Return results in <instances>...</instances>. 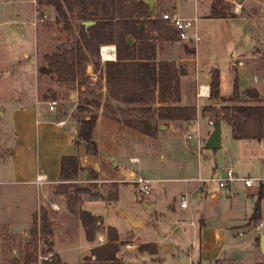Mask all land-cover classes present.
I'll use <instances>...</instances> for the list:
<instances>
[{
    "label": "rangeland",
    "instance_id": "rangeland-1",
    "mask_svg": "<svg viewBox=\"0 0 264 264\" xmlns=\"http://www.w3.org/2000/svg\"><path fill=\"white\" fill-rule=\"evenodd\" d=\"M39 2L40 0H0V23L10 22L8 26L11 28L8 41L3 40L0 32V264H24V257L27 252L32 254L31 264H43L48 258H55L56 253H51L56 249L48 244H40L38 234H40L43 218L39 215L40 203L41 207L46 209L44 213L40 214H49V224H59L60 230H66V232L71 230L68 227L67 229L62 227L60 219L66 218L68 220L71 218L70 222L73 223V228L79 222L76 217L69 215L64 197L59 198L62 205H59L58 210H54L53 205L55 204L40 202L42 198L40 194L42 196V193L47 191L46 188L10 183V177H8L14 142V130L8 114L11 105L17 104L15 101L27 94L30 97L33 95L42 102L58 101V109L63 110L66 105H70L67 102L72 101L71 94L75 89L70 84H58L49 74H43L40 71L42 67L46 66L45 56L53 51L56 44H59L56 38L63 42L66 39V34H61L56 27L57 13L55 9L41 5ZM153 2L156 18L165 20L163 16L170 14L182 18L197 19L196 25L201 41L186 40L181 41V43H186L195 49L199 44L194 67L200 75L198 82L207 83L210 73L219 70L223 75L221 92L223 95L231 94L228 98L223 99L228 100L232 97L234 79H238L239 71H236L235 77L228 69L235 65L236 70H240L239 62H244V60L238 59L239 54L253 46L256 38L258 39L257 49L260 48L264 54V0H222L223 6H227L231 13L243 17L237 19H211L209 16L214 0H153ZM16 8L25 9L27 15L23 16L21 13L16 15L14 13ZM5 15L8 17L4 18ZM22 24L27 25L22 26ZM32 28L45 38L39 44L36 41V46L32 45L25 50L22 42L27 39V32L22 31H30ZM52 37L53 39H51ZM260 39L263 40L262 45ZM24 51L28 52L27 56L23 55ZM256 54H254L255 57L258 56L256 59L245 61L243 69L248 76L253 75L254 77L255 74H258V90L260 95L262 94V103L264 104V58H260L258 52ZM191 78L192 76L189 80H184L186 101L190 98V95L187 94V86ZM251 85L248 83L247 87L249 88ZM240 90L242 89L240 88ZM224 100L219 102L221 104H235ZM212 102V99L211 103L208 99L199 100V104L202 106L212 104ZM247 103L255 104L253 101ZM89 110L95 111L92 108ZM77 114L81 117L87 115L81 114L78 107L75 109L74 115ZM213 117L214 115L209 113V120H214ZM40 120L42 119L40 118ZM209 126L208 121L200 117L196 126L189 132H185L186 135L175 136L167 132L170 129L164 131L159 129L155 138L130 136L121 146L120 152L104 154L106 161H104L105 165L101 176L107 178L108 182L117 181L115 177H123L121 171L124 162H128L129 159H142L141 168H139L140 175L127 177L125 185H121L120 188L118 184H115L116 188L119 189L117 199L113 200L110 196L116 189L113 184L99 182L90 184L85 180V173H82L78 178L76 184L79 187H88L92 192L95 191L100 195L105 193L109 201H112L109 202L110 205L108 206L103 201H99L101 196L97 199L98 204H102L98 206L100 208L98 212L104 214L105 210L102 207L108 208L110 217L106 221V217L103 215L104 223L107 222L112 227L114 225L128 227V220L120 218L122 216L119 215L124 210L133 219L143 221V229L126 232L117 243L121 264H142V260L141 263L139 262L141 258L140 249L146 248V250L153 251L155 248V244H145L144 242L147 240L157 242L163 249L169 250V252L163 253V264H192L188 255L194 241L191 215L185 212L181 215V211L170 214L172 210L174 211V205L180 208L181 196L184 194H188L190 207L196 211L193 215V220L196 219L194 220L195 223L198 222L199 213L204 210H213L218 215L221 213L222 217L225 218L228 216L232 218L243 217L251 209L255 210L259 198L258 193L262 186L264 194V140L262 142L236 140L232 135L231 126L225 123L222 125L224 148L221 150H210L205 147L200 149L196 137L200 136L205 140L208 130L210 131ZM181 131L184 133V128ZM189 135L195 138L189 140ZM162 155L164 158H161ZM140 159L137 161L138 164ZM113 162L120 165L115 169L112 165ZM227 162L232 163L239 177H250L255 182L253 187H247L242 182L236 183L238 195L235 202L223 200L221 205L213 206L210 201L206 203L195 188L199 185L198 182H201L200 179H210L217 168L216 175H218L220 169ZM135 168L137 167L132 165L125 171L132 172L136 170ZM112 172L115 174L114 176ZM141 177L150 180H162L164 186H161L160 183H153L152 192L146 194L142 191L141 184L138 183V179ZM201 183L207 184L209 196L215 193L223 195L227 193L226 190L220 189L217 182ZM83 198L82 202L86 207L85 209L91 207V200L86 196ZM142 201L155 202L157 207L154 210L144 209L140 205ZM260 207L262 219L254 218L253 211L235 228L238 235L249 233L238 246L239 252L245 260L243 264H251L255 259L252 243L257 234L258 252L264 260V255L259 249L260 236L264 233V196L261 199ZM50 210H53L56 215H53ZM32 213L34 215H31ZM59 214L61 216L58 217ZM180 215L181 218L178 221L186 223L182 224V228L186 231H182V236L172 234L170 236L172 239L166 241L161 236L162 232L170 234L172 231H176V222L170 219ZM209 221L219 223L221 219L216 221L212 218ZM101 235L103 236V234L96 236L95 245L102 244ZM81 236H83L82 233L79 232L78 234V230H75L72 246L67 245L65 248L64 255L69 257L72 264H81V259L85 255L84 250L80 249ZM196 247L195 245V249Z\"/></svg>",
    "mask_w": 264,
    "mask_h": 264
},
{
    "label": "crops",
    "instance_id": "crops-1",
    "mask_svg": "<svg viewBox=\"0 0 264 264\" xmlns=\"http://www.w3.org/2000/svg\"><path fill=\"white\" fill-rule=\"evenodd\" d=\"M14 13L16 15H19L20 13L23 16L27 15V11L23 8L14 9ZM181 14L183 15V13ZM7 17L8 15L4 16V18ZM237 18H243V17H237ZM83 23L84 22H82L81 24L84 25ZM9 24L10 22H4L3 24L0 23V32L2 33L3 40L6 41H8V37L10 35L9 32L11 31V28L8 26ZM23 25H27V24H22V26ZM93 25H95V22ZM56 27L58 28L61 34H66V39L65 41L62 42L59 38H56L59 44L58 45L56 44L53 51L48 55H51L57 52L58 50H62L64 48L73 47L79 32V28L77 24L74 25L73 31H65L63 29V25L61 23H58L57 21H56ZM85 27L88 28L90 26H85ZM22 32H27L26 35L27 39H25L24 42H22L23 48L25 50L29 49L30 46L32 45L36 46V41L39 44V42L43 41V39L45 38L43 35L35 32L33 28L30 29V31L24 30ZM150 35L153 38L151 42H153L156 47L155 50L156 63L173 62L176 64L178 68H184L187 72L186 75H183L180 78L181 101L176 105L181 107H194L196 108L197 111L196 117L192 121H187V122L180 121V122L168 123L166 121L158 120L159 129L162 131L170 129L169 131H167L168 133L175 136H180V135H186L185 132H189L191 129H193L198 122V118L200 117H203L205 120H207L209 124L208 115L211 112H206L205 108L216 106L217 109H220L225 104H221V102L213 100L214 103L212 102V104L202 106L201 104H199V100L208 99L210 100L211 103V98H210L211 82H212V77L215 73H219L220 75L221 98H228L231 95V94L223 95L221 92L222 81H223L222 73L219 72L218 69H215L218 71L215 73H213L212 71L210 73L209 81L207 83H199L198 81L200 75L198 74V70L194 68L199 44L197 46V49H195L194 47H190L186 43H181L182 40L180 39L175 42L165 41L161 37H159L160 35L156 31L150 32ZM53 37L51 39H53ZM127 42L130 45H134L135 43H137L136 39L131 35L127 37ZM257 43H258V39L256 38L255 44L253 46H250L249 49L239 54L238 59L244 60V62H239L240 70H236L235 65L228 69L231 70V73L234 76L235 73L237 75V72L239 71L238 80H239V86L242 89L241 91H245L246 89L249 88H255L258 90V84H259L258 74H255L254 77L253 75L248 76L245 74V70L243 69V64H245V61L250 59H256L258 57V56L256 57L254 56V54H256L257 52L259 53L260 58H264V54L260 50V48L257 49L258 47ZM260 43L262 45L263 43L262 39H260ZM23 55L27 56L28 52L24 51ZM117 61H118V56H117L116 45L114 44L102 45L100 47L99 56L96 58L91 56L90 62L86 66L85 77L87 80L85 81V84L80 86L79 78H77V80L74 83L70 84L74 86L75 89L73 94H71L72 101L71 102L69 101V103L67 102V104L70 105L69 106L66 105V107L64 108L65 110L64 109L59 110L57 105L56 109L51 111L49 108V103L42 102L39 99H36L33 95L30 97V95L27 94H24L23 96H21V98L17 99L15 101L17 102V104H13L11 105L12 107L9 108L8 114L10 116L12 127L14 130V142H13V148H12L13 150L11 155L12 156L11 167L8 174V177H10L9 182L16 183L19 185H27V186L29 185L42 186L41 188L43 189L46 188L45 190L47 191H44V193H42V196L40 194V197H42L40 199V202L43 201L46 204H49V202L50 204H55L53 205L54 210L59 209V205H62L60 203L61 200L59 198L64 197L69 215L76 217L79 220V222H77V224H75L73 228L72 225L73 223L70 222L71 218H68V220H66V218L60 219V221L62 222V224L60 223L62 227H65L66 229L68 227V229H71L69 232H66V230H64L65 231L64 232L63 230H60L61 228L59 224H55V223H51V225L49 224V214H43V215L40 214V213H44V210L46 209H44L43 206L41 207V203L39 204L40 206L39 215L41 218L43 217L41 220L40 234H38L40 244L42 245L48 244L53 249H56L55 251H53V253H51V254L56 253L55 258H51V259L48 258L45 261L48 262L49 264H72L71 260H69V257H66L64 255L65 254L64 252L66 250L65 248L67 247V245L72 246L74 242L75 230H78V234L80 232V234L82 233L83 235L80 238V240H82L80 244L81 245L80 249L84 250L85 255L81 259L82 260L81 264H85L84 260L92 256L93 249L113 243L110 241L108 237L109 228H113L117 232L119 237V240L115 242L117 244L120 241V239H122V235L125 234L126 232L138 231L140 229H143L144 227L143 225L142 227L135 228L130 224L129 221H128L129 223L128 227L126 226L120 227L115 225L112 227L109 226L107 222L104 223L102 216L105 215L106 221H108L110 215H108V211H107L108 208L104 206L102 208L105 210V213L103 214L102 212H98L100 209L98 206L102 205V204H98V202L103 201L108 206L112 202L109 201L107 194L105 195V193L100 195L94 191L93 193L96 195L95 197L80 195L79 197L80 203L79 205H77V209H76L77 212L73 213L71 211V208L69 206L65 194L59 193V191L57 190L58 185L64 184L63 181L61 180V162L63 157L65 156H78L82 168L91 169L95 172V174L98 176V178L95 180L90 179V176L88 174L86 173L84 174L85 180L88 181L90 184H92L93 182H99L102 184L109 183V184H113L115 188H116L115 184H118L120 188L121 185H125L124 184L126 182L125 179L127 178V175L131 173L125 171L126 168L130 166L132 167V165L137 167L135 168L136 170L132 172H136V175H140L139 168H141L140 164H142V159L139 158L140 162L138 164L137 161L139 159L136 158V159H129L128 162L127 161L124 162V165L122 166L123 169L121 171L123 177L121 178L115 177L117 181L108 182L109 180L107 178L105 179L101 176V173L105 165L104 161H106V157L104 154L120 152L121 146L125 144V141L130 136L131 137L146 136L140 133L139 131L128 127L123 123V121L125 120L139 118L141 116L139 109H141L145 105L127 103L120 98L113 97L110 94L108 78H107L108 76L107 67L105 66V64L116 63ZM191 76L192 78L187 86V94L190 95V98H188V101H186L185 92H184V80L185 79L189 80ZM235 80L236 78L234 79V82ZM248 83L252 84L251 87L249 88L247 87ZM59 88L61 89L60 86ZM88 104H100V107L95 108ZM156 104H157L156 106H161V103H159L158 101V91H157ZM80 106H87L88 108H92L95 110L93 112L96 113L97 115V123L93 132V138L98 145V149L101 156L89 155L87 153V145L85 143H81V144L77 143L76 132L79 126V120L81 116L78 114L75 116L74 114H75V109L77 107L79 108ZM40 118L42 120H40ZM225 123L226 122L224 120H221V128L222 125ZM183 128H184V133H182L183 131H181ZM209 128L210 131L208 130V134L205 137L206 142L213 132V128L211 126H209ZM222 141H223V137H222ZM161 158H164V155H162ZM114 168L116 169V167ZM217 169L214 170L215 174L217 172ZM112 175L114 176L115 174L112 172ZM38 178H41L44 181L41 184H39ZM108 178H112V177H108ZM153 181L154 183H160L161 186H164L162 180L157 179ZM198 183L199 185H197L195 188L196 192L199 193L202 199H205L206 203L210 201L211 205L213 206L218 204L221 205L220 203H222L223 200L234 203L238 195V188L236 183H234L231 187L227 189H223L226 190L227 192L226 195L215 193V194H211V196H209V192L207 191L208 189L207 184L205 185L202 184L201 182ZM201 188L203 189L201 190ZM113 194H117L119 196V189L116 188L115 192L111 193L110 196H112ZM85 196L88 197L89 200H91L90 203L92 204L91 207H88L87 209H85L86 207L82 202L84 199L83 197ZM98 197L100 198L99 201L97 200ZM143 202L145 201H142L140 205H142ZM148 203L152 204L155 202L148 201ZM81 206L84 211L90 212L93 216L99 217L103 223L101 229L97 231V233L93 236L92 241L87 240L85 228L79 216ZM156 207L154 209H156ZM144 209L154 210L148 208H144ZM179 211H181V215H183L184 212L190 213L191 215L190 220L192 221L191 225L194 227L193 230L194 241L191 249L188 251V255L192 260L191 262L192 264H243L244 263L245 261L244 257L243 255L240 254L239 252L240 249L238 248V246L241 245L242 240L249 233L238 235L235 228L237 224L243 221L245 217L251 215L254 209H251L248 214H245V216L239 218L237 217L232 218L229 216L225 218L222 217L221 213L218 215L213 210H209V211L204 210L199 213V219L197 220L198 221L197 223H195L194 221L196 219L193 220V215L196 213V211L190 207V202L187 208H182L181 205L180 208H177L174 205V211L172 210L170 214L172 215V213H178ZM50 212L53 215H56L53 210H50ZM31 215H34V213H32ZM119 215L122 216L120 218L127 219L126 215L129 214H127L126 212V215H122L120 212ZM181 215L179 217H173L170 219L176 222L175 223L176 231H172L170 234H167L166 232L165 233L162 232L161 236L164 239H166V241L172 239L170 237L172 234H180L179 236H182L181 235L182 231H186L185 229L182 228V224L184 225L186 223L185 222L182 223L181 221H178L181 218ZM59 216L61 215L59 214L58 217ZM212 218L216 219V221L217 219H221V221L219 223H214V222L212 223L209 221ZM261 219H262V215H261ZM98 234H103V236L101 235L102 244L95 245L94 244L95 238ZM257 236L258 234L255 235L253 238L252 250H254L253 254H255V259L252 261L251 264H257L264 261L258 252V247L256 244ZM144 243L153 244V245L155 244L154 246L157 249L154 248L153 251L140 249L141 258L139 259L140 260L139 262L141 263L142 260V264H163V260H164L163 253L169 252V250L165 248L163 249L157 242H152L147 240ZM195 245L197 246L196 249H195ZM117 256L119 260V253L117 254ZM92 259L94 260L95 257L93 256ZM119 264H121L120 260H119Z\"/></svg>",
    "mask_w": 264,
    "mask_h": 264
},
{
    "label": "trees",
    "instance_id": "trees-1",
    "mask_svg": "<svg viewBox=\"0 0 264 264\" xmlns=\"http://www.w3.org/2000/svg\"><path fill=\"white\" fill-rule=\"evenodd\" d=\"M149 0H40L39 4L53 7L57 13L58 23L63 25L65 31H73L78 23L79 32L73 47L64 48L46 55V66L40 71L49 74L60 84L74 83L80 79V86L85 84L86 66L90 57H98L102 45L114 44L117 47L118 61L106 63L107 78L110 94L115 98L131 104L145 105L139 112L141 116L136 119L125 120L123 123L140 133L155 138L159 131L158 120L168 123L192 121L197 114L194 107H181L180 78L186 75L184 68H178L173 62L155 61V44L150 32L156 31L163 40L175 42L179 40L178 31L162 18L154 15V4ZM222 0H214L211 7V19H234L235 14ZM93 21L95 25L86 28L82 22ZM133 36L137 43L130 45L127 37ZM158 101L161 106H156ZM239 80L234 82L233 95L228 100L220 96V75L215 73L212 77L210 98L214 101H228L235 104H225L220 109L205 108L206 112L217 114L231 126L232 134L236 140L262 142L264 140V104L259 91L249 88L240 92ZM253 101L255 104H248ZM99 108L100 104H88ZM156 106V107H155ZM81 114L76 132L77 143L87 145V153L101 156L98 145L93 138L97 123V115L87 106L78 108ZM86 112V113H85ZM82 173L97 179L98 176L91 169L81 167L78 156H65L61 162V180L64 184L58 186L59 193L65 194L73 213H76L80 203V195L95 197L88 187H79L76 182ZM258 201L254 210V218L261 219V199L263 187L258 193ZM111 197L117 199L118 195ZM88 241L101 229L103 223L99 217L84 211L82 206L79 213ZM111 242L105 246L92 250V256L86 258L85 264H119V240L113 228L108 229ZM156 248V247H155ZM146 248H142L145 250ZM157 249V248H156ZM157 252V251H156ZM95 257L93 260L92 257ZM32 254L27 252L24 264L32 263ZM44 264H49L44 262ZM257 264H264L263 262Z\"/></svg>",
    "mask_w": 264,
    "mask_h": 264
},
{
    "label": "built area",
    "instance_id": "built-area-1",
    "mask_svg": "<svg viewBox=\"0 0 264 264\" xmlns=\"http://www.w3.org/2000/svg\"><path fill=\"white\" fill-rule=\"evenodd\" d=\"M163 18L170 22V24L178 31L179 39L182 41H196L200 42L201 38L197 29L196 21L197 19H188L182 18L178 15H170L165 14ZM58 105V101H50L49 108L51 111L55 110ZM209 119V118H208ZM209 124L211 127L214 125V120H209ZM192 135L188 136L189 140H192ZM199 141V148L202 149L205 147L206 141L202 139L200 136L196 137ZM44 180L38 178V183L41 184ZM199 181L207 183L209 181L217 182L219 187L222 189H227L231 187L234 183L242 182L247 187H252L254 185L255 180L249 177H239L235 172L232 164L228 162L225 166L220 169V173L218 175L214 174L210 179H200ZM138 183L142 186V191L146 194H150L152 192V184L153 180L146 178H139ZM189 204L188 194H184L181 196V207L187 208Z\"/></svg>",
    "mask_w": 264,
    "mask_h": 264
},
{
    "label": "water",
    "instance_id": "water-1",
    "mask_svg": "<svg viewBox=\"0 0 264 264\" xmlns=\"http://www.w3.org/2000/svg\"><path fill=\"white\" fill-rule=\"evenodd\" d=\"M148 3L150 5L154 4L153 0H149ZM83 24L85 26H91L94 24V22L86 21ZM222 142L223 141H222L221 120H220L219 114H217L216 119L214 121V125H213V132H212L211 136L209 137V139L207 140V142L205 144V148L210 149V150H221L223 148ZM113 166L117 167L118 163L113 162ZM131 176H136V172H131L127 175V177H131ZM142 205L144 206V208H148V209H154L156 207L155 203L151 204L148 202H143ZM121 214L126 215V212L122 211ZM126 217H127V220L130 222V224L133 227L138 228V227L143 226L142 220L133 219L129 215H126ZM260 250H261L262 254L264 255V233L260 237Z\"/></svg>",
    "mask_w": 264,
    "mask_h": 264
}]
</instances>
